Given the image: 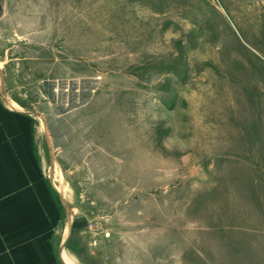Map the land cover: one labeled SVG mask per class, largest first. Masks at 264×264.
Listing matches in <instances>:
<instances>
[{
    "label": "rangeland",
    "instance_id": "rangeland-1",
    "mask_svg": "<svg viewBox=\"0 0 264 264\" xmlns=\"http://www.w3.org/2000/svg\"><path fill=\"white\" fill-rule=\"evenodd\" d=\"M0 102L81 264H264V0H0Z\"/></svg>",
    "mask_w": 264,
    "mask_h": 264
},
{
    "label": "crops",
    "instance_id": "crops-1",
    "mask_svg": "<svg viewBox=\"0 0 264 264\" xmlns=\"http://www.w3.org/2000/svg\"><path fill=\"white\" fill-rule=\"evenodd\" d=\"M28 117L0 102V264H68L66 253L81 264L70 227L34 183Z\"/></svg>",
    "mask_w": 264,
    "mask_h": 264
},
{
    "label": "bare ground",
    "instance_id": "bare-ground-1",
    "mask_svg": "<svg viewBox=\"0 0 264 264\" xmlns=\"http://www.w3.org/2000/svg\"><path fill=\"white\" fill-rule=\"evenodd\" d=\"M58 174V173H57ZM67 254V253H66ZM64 255L65 256V259H66V262L68 264H74L73 260L71 259V257L69 255Z\"/></svg>",
    "mask_w": 264,
    "mask_h": 264
}]
</instances>
